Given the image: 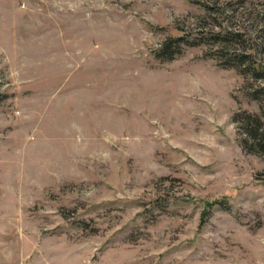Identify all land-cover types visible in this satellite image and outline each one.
<instances>
[{
	"label": "rangeland",
	"instance_id": "1",
	"mask_svg": "<svg viewBox=\"0 0 264 264\" xmlns=\"http://www.w3.org/2000/svg\"><path fill=\"white\" fill-rule=\"evenodd\" d=\"M240 52L264 68V0H0V264H264Z\"/></svg>",
	"mask_w": 264,
	"mask_h": 264
},
{
	"label": "trees",
	"instance_id": "2",
	"mask_svg": "<svg viewBox=\"0 0 264 264\" xmlns=\"http://www.w3.org/2000/svg\"><path fill=\"white\" fill-rule=\"evenodd\" d=\"M243 2V0H242ZM208 9H213V6H206ZM218 24L220 29L216 32L210 31V37L213 42L223 43L224 41H233L242 39V33L233 32L225 29ZM203 39V38H202ZM239 40V41H240ZM203 40L192 38L188 39L184 35L166 38L155 51V57L160 60H172L179 55L184 46L198 45ZM225 66L234 67L238 69L239 73L251 78L253 81H263L261 84L256 85L248 95L252 99H264V68L254 64L250 61V53L240 52L231 56L229 60L224 62ZM235 121H240L244 126L242 138V147L250 152L264 153V111L260 115L247 114L245 116H234ZM220 204L222 201H217ZM205 214V212H203Z\"/></svg>",
	"mask_w": 264,
	"mask_h": 264
}]
</instances>
